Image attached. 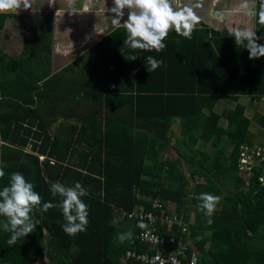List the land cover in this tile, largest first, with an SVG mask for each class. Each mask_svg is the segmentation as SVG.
Wrapping results in <instances>:
<instances>
[{
    "label": "trees",
    "instance_id": "1",
    "mask_svg": "<svg viewBox=\"0 0 264 264\" xmlns=\"http://www.w3.org/2000/svg\"><path fill=\"white\" fill-rule=\"evenodd\" d=\"M262 4L256 0L254 28L264 45ZM10 17L20 18L30 37L18 55L0 51V168L5 171L0 190L19 172L34 184L42 203H59L62 198L52 196L51 185L80 182L88 191L82 199L89 206V223L86 231L70 236L62 228L60 208L37 210L35 230L13 246L7 243L11 234L0 226V264H35L43 258L45 264H122L127 251L150 247L135 238L140 229L120 220L121 211L143 206L157 216L151 208L157 199L168 213L174 204L188 238L199 237L194 246L200 264H264V183L259 180L264 160L253 165L248 185L242 183L240 154L253 140L251 118L238 101L264 96V56L250 59L234 35L199 18L191 39L170 30L161 52L131 49L126 29L114 28L53 73L52 15L3 12L0 29ZM133 55L135 60L127 59ZM149 56L163 61L152 72L146 66ZM222 95L234 106L220 113L215 108ZM176 119L178 133L172 129ZM57 120L78 122L66 140L51 136ZM257 122L264 128V115ZM198 141L203 144L196 148ZM209 141L211 153L204 150ZM172 142L177 158L161 159V150ZM227 158L231 165L225 164ZM182 166L192 169L190 184ZM228 170L234 171L232 182H219ZM194 176L204 183H195ZM201 193L222 195L211 225L199 208ZM189 206H194L192 223ZM5 221L0 216V225ZM154 225L166 236H182L176 226L167 232L159 222ZM128 232L132 238L121 242L119 235ZM257 233L261 246H254Z\"/></svg>",
    "mask_w": 264,
    "mask_h": 264
},
{
    "label": "clouds",
    "instance_id": "2",
    "mask_svg": "<svg viewBox=\"0 0 264 264\" xmlns=\"http://www.w3.org/2000/svg\"><path fill=\"white\" fill-rule=\"evenodd\" d=\"M48 2L50 6H54L57 0H48ZM67 2L70 11L76 13L75 0H67ZM21 7L24 10L31 8L32 0H0V13H18ZM242 7L249 9L247 0ZM125 9L129 10L128 18L121 23ZM110 11L115 14L112 17V25L116 28L126 29L125 44L133 50L161 52L167 47L164 41L170 30L191 39L193 31L199 23V17L194 14L192 8L181 6L178 0H114V6ZM249 14L251 13L249 12ZM259 23L264 24V4L260 7ZM229 33L234 35L237 46H243L249 50L250 59L264 56V45L257 42L261 37L257 36L255 30L237 28L234 31L229 30ZM136 58L137 56L133 55L127 59L135 60ZM162 64V60H157L152 56L147 57L146 66L149 72L155 71ZM246 151L248 152V150ZM258 153L257 156L261 155L260 151ZM4 176L5 171L0 168V178ZM34 188V184L28 181L23 174L14 172L11 174L9 185L0 190V216L6 217V221L0 226L3 231L11 234L7 240L9 246L15 245L18 240L35 230L37 223L34 221V213L37 210L47 212L54 207L60 208L66 221L62 228L70 236L87 230L89 206L82 197L87 196L88 191L80 182H76L71 187H66L60 182L53 183L50 190L53 197L59 195L62 198L59 203L51 201L42 203L41 195ZM197 199L201 201L199 208L209 217L207 223L211 225L213 223L211 217L220 198L211 193H201ZM148 219L151 220L150 215ZM147 226L143 220L138 224V227L142 229ZM126 238L131 239L132 233L119 235L121 242ZM173 264L176 262L173 261ZM191 264H197L195 256H193Z\"/></svg>",
    "mask_w": 264,
    "mask_h": 264
},
{
    "label": "rangeland",
    "instance_id": "3",
    "mask_svg": "<svg viewBox=\"0 0 264 264\" xmlns=\"http://www.w3.org/2000/svg\"><path fill=\"white\" fill-rule=\"evenodd\" d=\"M245 0H178L181 6H189L192 8L194 14L201 18L206 23L229 33V30H235L237 28L244 29L250 28L255 30L256 22V0H247L249 9H244L242 5ZM114 6V0H75L74 7L77 10L76 13L70 11V6L67 0H57L54 6H50L48 0H32V7L24 10L21 7L18 13H50L52 15V44L53 46V61L52 69L60 70L81 54L86 52L91 45L104 37L110 30L116 28L112 25V17L115 15L110 11ZM125 15L121 21L123 23L128 18V9H125ZM249 12L251 14H249ZM10 26L4 29L3 33L0 32V41L8 44L7 53L10 55H17L22 48L24 38H29L30 33L22 27L20 18L9 19ZM230 34V33H229ZM4 36V37H3ZM4 39V40H2ZM225 96H220L219 102L216 105L215 111L222 112L225 109L232 108L234 103ZM232 101V100H231ZM238 101L245 106V115L251 118L250 134L253 140V145L248 146L245 150H248L244 155V162L241 161L243 179L242 183L248 185V178L253 172L254 167H259L264 160V128L259 125L257 118L264 115V96L260 100H256L250 96H241ZM74 124L78 122L72 121ZM70 121L57 120L51 124L52 133L61 135L63 139H67L71 135V126H75ZM220 123L225 126L226 120L221 119ZM173 131L178 133V122L173 127ZM225 137V136H224ZM174 142V139H173ZM167 149L161 150V159L175 160L177 155L174 150V143ZM211 142L204 145V150L207 152H213L214 148L211 146ZM203 144L198 141L196 148ZM29 147L25 148L26 152H29ZM231 149L225 150V155L228 156ZM254 150V152H253ZM261 152V155L257 156V152ZM255 156L258 157L255 159ZM243 160V159H242ZM247 161V162H246ZM55 163V161H53ZM149 163V162H148ZM247 163V164H246ZM225 164L231 165V159L227 158ZM244 164L248 168H244ZM246 166V167H247ZM182 172L185 178L190 184L191 168L182 166ZM264 172V166L262 168ZM233 170H228L226 176H218L219 182L230 183L232 180ZM231 173V174H230ZM240 171L237 172V174ZM262 178L264 183V173L259 179ZM195 183L203 184V178L194 176ZM194 183V182H192ZM177 184L171 183L169 187L176 188ZM221 199L222 195H218ZM219 199V200H220ZM169 209L173 211L174 204H170ZM221 208L220 205H216L215 211ZM190 209V223H192L194 217V206H189ZM118 216V214H117ZM118 218V217H117ZM118 220V219H117ZM120 227H123L122 223H119ZM46 235V232H44ZM199 238V237H198ZM198 238L192 239L197 241ZM254 246H261L263 244V238L261 234L257 233L253 235ZM191 240V239H190ZM45 261L39 260L38 264H43Z\"/></svg>",
    "mask_w": 264,
    "mask_h": 264
},
{
    "label": "built area",
    "instance_id": "4",
    "mask_svg": "<svg viewBox=\"0 0 264 264\" xmlns=\"http://www.w3.org/2000/svg\"><path fill=\"white\" fill-rule=\"evenodd\" d=\"M2 143V141H0ZM247 154V151L241 152V161L245 163L244 155ZM257 154H259L257 152ZM40 162L45 160V157H39ZM243 159V160H242ZM247 162V161H246ZM51 165L54 164L52 160L49 162ZM244 164V168H248V166ZM240 162V170L241 168ZM244 175V174H243ZM262 180V178H260ZM152 210H158L157 216L152 212H147L143 206L136 207L132 212H124L121 211L120 220H124L126 223L132 222L140 232L136 234L135 238L138 239L140 243L149 244L150 249L152 248L155 252H151L150 249L143 250L141 252L137 251H127L124 255L121 256V263L127 264L130 260L137 264H173V261L176 264H191L193 256L196 257L197 264L199 263L198 254L195 250L194 243L192 239L188 238L187 235V227L184 223L183 216H177L174 211L168 213L164 208L162 202L158 199L153 200L151 203ZM117 212H119L117 210ZM149 215L151 216V220L148 219ZM143 220L147 222V228H140L138 224ZM160 223L161 226L166 227V231H171L175 226L181 229V235L185 236L182 239V236L178 239H175L174 236H166L159 232V229L155 228V223ZM191 249V250H190Z\"/></svg>",
    "mask_w": 264,
    "mask_h": 264
},
{
    "label": "crops",
    "instance_id": "5",
    "mask_svg": "<svg viewBox=\"0 0 264 264\" xmlns=\"http://www.w3.org/2000/svg\"><path fill=\"white\" fill-rule=\"evenodd\" d=\"M11 18H15V17H10V18H8L7 20H6V22H5V24H4V27L2 28V29H0V32L1 33H3V31H4V29H6V28H8L9 26H10V21H9V19H11ZM17 18V17H16ZM23 27V26H22ZM113 30V29H112ZM111 31V30H110ZM0 35H2V34H0ZM4 37V36H3ZM2 40H4V39H2ZM8 44H6V42H1L0 41V51L1 52H3L4 54H6L7 56H13V55H10V54H8L6 51H7V49H8V47H10V46H7ZM22 49V48H21ZM21 52V50L19 51V53ZM18 55V54H17ZM61 70V69H60ZM59 70H54L53 71V73H56V72H58ZM177 122L179 123V121H178V119H176V120H174V122H173V127L174 126H176L177 125ZM72 124H74V123H72ZM75 125V124H74ZM173 129V128H172ZM43 157V156H42ZM39 260H41V259H39ZM39 260L35 263V264H38V262H39ZM43 261H45V263L47 262V260L45 259V258H43L42 259ZM44 263V264H45Z\"/></svg>",
    "mask_w": 264,
    "mask_h": 264
}]
</instances>
